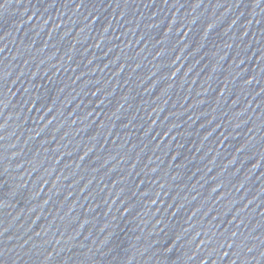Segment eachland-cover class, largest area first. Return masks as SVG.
Instances as JSON below:
<instances>
[{
  "label": "water",
  "instance_id": "95a60500",
  "mask_svg": "<svg viewBox=\"0 0 264 264\" xmlns=\"http://www.w3.org/2000/svg\"><path fill=\"white\" fill-rule=\"evenodd\" d=\"M0 264H264V2L0 0Z\"/></svg>",
  "mask_w": 264,
  "mask_h": 264
},
{
  "label": "snow or ice",
  "instance_id": "6c2138e0",
  "mask_svg": "<svg viewBox=\"0 0 264 264\" xmlns=\"http://www.w3.org/2000/svg\"><path fill=\"white\" fill-rule=\"evenodd\" d=\"M258 2H264V0H258Z\"/></svg>",
  "mask_w": 264,
  "mask_h": 264
}]
</instances>
